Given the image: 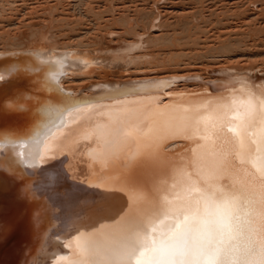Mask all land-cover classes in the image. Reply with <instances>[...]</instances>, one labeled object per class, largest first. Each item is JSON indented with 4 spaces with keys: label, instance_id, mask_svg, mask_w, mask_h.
<instances>
[{
    "label": "bare ground",
    "instance_id": "6f19581e",
    "mask_svg": "<svg viewBox=\"0 0 264 264\" xmlns=\"http://www.w3.org/2000/svg\"><path fill=\"white\" fill-rule=\"evenodd\" d=\"M0 264H264V0H0Z\"/></svg>",
    "mask_w": 264,
    "mask_h": 264
},
{
    "label": "rangeland",
    "instance_id": "374dc122",
    "mask_svg": "<svg viewBox=\"0 0 264 264\" xmlns=\"http://www.w3.org/2000/svg\"><path fill=\"white\" fill-rule=\"evenodd\" d=\"M156 64V63H155ZM190 82V81H189ZM184 83V82H183Z\"/></svg>",
    "mask_w": 264,
    "mask_h": 264
}]
</instances>
